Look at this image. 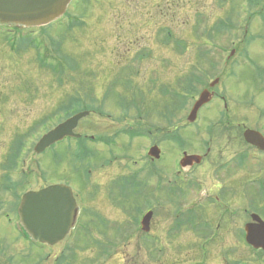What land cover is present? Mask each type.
Masks as SVG:
<instances>
[{"label": "rangeland", "instance_id": "rangeland-1", "mask_svg": "<svg viewBox=\"0 0 264 264\" xmlns=\"http://www.w3.org/2000/svg\"><path fill=\"white\" fill-rule=\"evenodd\" d=\"M259 33L264 35V0H75L53 26L10 33L0 28V200L18 204L25 193L51 181H67L81 192L88 230L76 228L52 250L53 258L65 254L68 264H264V256L252 254L237 238L218 239L206 255L199 249L203 238L195 234L164 238V215L174 211L171 202L167 213L159 210L154 216L153 233L161 237L164 252L147 250L137 227L138 210L147 209L142 196L109 207L103 206L108 189H100V183L109 186L118 178L122 184V178L143 171L151 142L179 132L177 120L189 115L190 98L180 111L185 97L196 96L216 79L213 89L226 90L231 102L242 101L240 90L247 91L246 112L234 116L264 128L263 107L253 98L256 73L242 62L244 46L250 47L251 57L264 56V43L256 42ZM213 107L201 118L227 117ZM72 109L88 113L75 129L83 137L79 141L129 129L152 134L131 136V143L122 136L117 147L105 145L106 151L90 143L80 160L74 158L78 141L70 143V151L66 145L57 147L58 160L53 150L37 154L39 138L57 125L55 115ZM182 148H167L169 179ZM114 157L119 161L97 169ZM13 192L17 200L10 201ZM2 208L0 264H53L47 247L32 249L19 240L7 222L14 218L10 206ZM99 213L106 222L96 220Z\"/></svg>", "mask_w": 264, "mask_h": 264}, {"label": "flooded vegetation", "instance_id": "flooded-vegetation-1", "mask_svg": "<svg viewBox=\"0 0 264 264\" xmlns=\"http://www.w3.org/2000/svg\"><path fill=\"white\" fill-rule=\"evenodd\" d=\"M246 34H248L247 30ZM257 37L259 39L256 42L264 43V35L259 33ZM243 52L244 58H242V62L248 63L250 67L254 68L256 73L252 81L256 92L253 98L258 99L260 108L263 107L264 110V60L262 61L264 56L251 57L250 47L248 46H244ZM203 91H208L212 99L208 105L200 110L196 121L189 123L188 116L187 118H179L177 120L180 126L179 132L175 131V134L167 135L162 129L160 133L165 134L163 136L159 135L161 137L160 140H153L151 142L152 145H149L147 154L152 148H157L160 152L159 159L145 158L143 171L124 179L122 178V184L119 183L118 178L109 186L105 183H100V189L102 185L108 189V200L105 201L106 204L103 206L111 207V202L122 203L131 201L129 197L134 198V187H140L141 184L142 201L147 207L144 210V214L152 213L148 231L144 233L147 250H152L157 254L164 252L161 237L153 233L154 228H156L154 216L159 210L167 213L166 204L171 202L174 206V211L171 210L168 215H164V223L167 226L164 238L172 239L182 234V232L195 234L199 238H203L199 243V249L204 255L210 252L211 245L217 242L218 239L237 238L241 240L242 246L248 248L252 254L264 256V251L254 250L248 247L246 243L247 226L257 224L255 222L257 218L264 222V149L249 144L245 136L246 131L250 130L259 133L264 139V128H262V125L261 128H253L248 124L251 121L234 116L236 111H238L239 115L241 112L243 114L246 112V90H240L241 94H243L242 101L234 99L232 102L226 90H200L196 96H189L188 94L185 97V106L180 111L187 107L189 98L193 103L192 109ZM210 106H214V110L219 111V114L223 113L227 117L211 120L202 119L200 114L204 110L209 109ZM258 120L255 119L256 123ZM172 123L173 121L171 120ZM198 127L206 128L201 131L198 130ZM188 131L191 134H188ZM200 132H204V134H200ZM120 133L121 131H118L111 137L100 135L93 140H96L94 141L96 145L104 146L105 149V145L112 148L117 147L119 144L118 140L122 136L129 138L131 143L133 134L136 135L137 133V136L142 138L150 137L152 134L150 130L134 131L133 129H129L124 134ZM69 140L71 139H66L49 149L53 150L54 159L56 158L57 160L58 157L56 148L62 145H66L68 148ZM171 144L172 146L183 145V148L179 152L177 160L179 164H176V169H171V179H169L170 176H168L165 164V154ZM261 146L264 147V145ZM81 147L82 155H85L89 144L84 143ZM185 154L199 157V162L193 165L188 164L185 168H182L180 162ZM117 161H119L117 157H114L111 162L102 161L97 169L102 170ZM88 174L87 181L91 179L90 171ZM56 185H65L72 190L81 212L79 216V219L81 218L80 224H76V226L78 225L82 233H86L87 224L84 219H86L85 215L88 210H82L80 206L86 203L87 200L83 198L81 192L72 188L67 181H51L48 186ZM10 196V199H12L10 201L17 200L14 192ZM21 198L18 204L16 201L14 204L10 202L5 204L6 199H1L0 210H4L3 206H10L8 210L9 213L13 214L14 218H9L11 214H6L4 218H9L7 222L20 235L19 240L24 241L32 249L34 247L45 248V246L34 245L26 233L15 227V224L19 223L17 209ZM155 202L156 205H154ZM98 211L101 212L100 209ZM167 216H171V218L167 219ZM95 218L100 223L106 222L100 213L96 214ZM81 221L83 222L82 224ZM53 248L48 247L50 253L47 254V259H53V264H57L59 257L53 258ZM63 257L65 258V254H63ZM39 261L42 260L39 259ZM62 264H67V261L64 259Z\"/></svg>", "mask_w": 264, "mask_h": 264}, {"label": "water", "instance_id": "water-1", "mask_svg": "<svg viewBox=\"0 0 264 264\" xmlns=\"http://www.w3.org/2000/svg\"><path fill=\"white\" fill-rule=\"evenodd\" d=\"M72 0H0V26L18 28H40L48 26L64 16ZM216 80L210 85L214 88ZM208 91H204L189 116V122L197 119L200 109L211 101ZM88 116L87 112L77 114L54 130L44 135L34 148L37 154L44 153L53 144L65 138H79L74 131L78 123ZM248 143L264 149V139L253 131L245 133ZM157 148L150 151V156L159 158ZM199 157H186L183 167L199 162ZM77 205L69 187L51 186L38 192H29L23 196L19 206L20 222L33 241L39 244L56 245L63 241L73 228L76 220ZM152 214L142 221V229H148ZM257 224L247 226V241L256 249H264V222L258 218Z\"/></svg>", "mask_w": 264, "mask_h": 264}, {"label": "trees", "instance_id": "trees-1", "mask_svg": "<svg viewBox=\"0 0 264 264\" xmlns=\"http://www.w3.org/2000/svg\"><path fill=\"white\" fill-rule=\"evenodd\" d=\"M167 37H168V40L171 39V35H170L169 33L167 34ZM166 40H167V39H166ZM74 111H76V110H73V109H72L71 111L68 110L67 112H69V114H70V113L72 114ZM69 114H68V115H69ZM76 150H77V151H76V153H75L74 158H76V159L79 160V159H81V156H82V153H81V145H79V147H78ZM86 150H87V154H88L90 149L87 148Z\"/></svg>", "mask_w": 264, "mask_h": 264}]
</instances>
